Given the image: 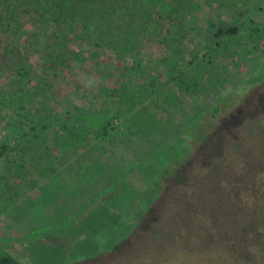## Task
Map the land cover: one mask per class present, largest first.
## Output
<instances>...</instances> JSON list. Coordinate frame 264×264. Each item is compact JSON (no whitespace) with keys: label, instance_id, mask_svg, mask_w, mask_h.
<instances>
[{"label":"rangeland","instance_id":"rangeland-1","mask_svg":"<svg viewBox=\"0 0 264 264\" xmlns=\"http://www.w3.org/2000/svg\"><path fill=\"white\" fill-rule=\"evenodd\" d=\"M40 1L0 0V245L21 264H160L179 225L193 230L196 208L238 188L240 154L264 147V0H141L153 22L122 61L54 33ZM223 23L237 34L216 38ZM74 107L117 110L118 129L93 140ZM128 176L156 177L145 215V199L119 215L117 187ZM200 189L208 195L198 203ZM106 198L111 206L99 208ZM162 225L173 228L158 229L160 244L113 259L136 230Z\"/></svg>","mask_w":264,"mask_h":264},{"label":"trees","instance_id":"trees-1","mask_svg":"<svg viewBox=\"0 0 264 264\" xmlns=\"http://www.w3.org/2000/svg\"><path fill=\"white\" fill-rule=\"evenodd\" d=\"M40 3L44 6L49 21L52 22L54 33L69 37L73 41L80 40L105 49L118 61L133 55L136 47L133 37L140 38L153 22L152 10L141 0H41ZM119 16L123 17L124 23L116 21ZM237 32L236 26L223 23L216 28L215 37L224 40L235 36ZM1 33L6 38L11 36L7 29L1 30ZM225 101L227 103L229 98H225ZM243 106L241 105L242 108ZM24 109L20 106V110ZM73 109L74 118H77V122L81 125V133L90 136L93 140H104L118 129L117 123L121 119V114L117 110L106 111L99 115L84 112L77 107ZM221 112L222 108L216 104L211 112L212 118H217ZM62 131L65 132L63 141H69L71 139L69 130L63 127ZM243 132L244 130L242 134ZM159 158L164 161V154L159 153ZM224 159L226 158H221L219 163H224ZM238 162L242 169L239 172L238 188L228 184L223 191L213 193L211 196L219 201V204L209 208H196L193 230L187 231L185 222L179 225L176 245L170 249L164 248L160 256V264H264V147L260 143L253 150L246 148L245 152L240 154ZM129 176L117 187L116 201L119 205V215L124 212H135V205L141 199H145L147 207L140 214L143 215L148 206L159 196L156 177L154 178L156 174L143 181ZM201 177L207 178V175ZM201 179L199 178L196 183ZM139 184L149 187L143 197L134 191V186ZM201 189L196 190L195 193L198 203L203 199L199 196L208 195V191L203 193ZM235 200L238 201L237 204L234 203ZM111 204L112 199L106 198L101 201L99 208ZM167 227L170 226L151 227L148 233L143 235L139 234L141 229L136 230L130 238V243L129 241L124 243L114 251L113 259L122 258L123 251L129 247L143 245L144 251L151 245L157 246L160 244L158 229L159 234L162 235ZM188 232L191 234H187ZM142 236H145V239H142ZM0 264L21 263L0 245ZM117 264L124 263L120 260Z\"/></svg>","mask_w":264,"mask_h":264}]
</instances>
